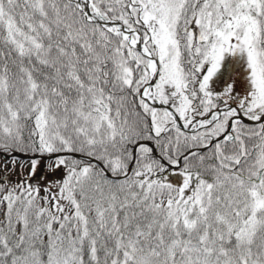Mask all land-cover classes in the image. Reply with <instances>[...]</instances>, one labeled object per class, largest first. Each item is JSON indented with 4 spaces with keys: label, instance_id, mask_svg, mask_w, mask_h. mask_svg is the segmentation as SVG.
<instances>
[{
    "label": "snow or ice",
    "instance_id": "1",
    "mask_svg": "<svg viewBox=\"0 0 264 264\" xmlns=\"http://www.w3.org/2000/svg\"><path fill=\"white\" fill-rule=\"evenodd\" d=\"M0 264H264V0H0Z\"/></svg>",
    "mask_w": 264,
    "mask_h": 264
}]
</instances>
